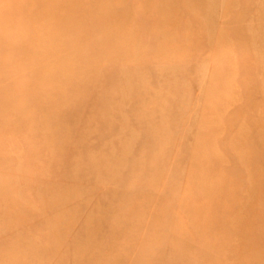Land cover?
<instances>
[{"label": "rangeland", "instance_id": "1", "mask_svg": "<svg viewBox=\"0 0 264 264\" xmlns=\"http://www.w3.org/2000/svg\"><path fill=\"white\" fill-rule=\"evenodd\" d=\"M263 124L264 0H0V264H264Z\"/></svg>", "mask_w": 264, "mask_h": 264}, {"label": "bare ground", "instance_id": "2", "mask_svg": "<svg viewBox=\"0 0 264 264\" xmlns=\"http://www.w3.org/2000/svg\"><path fill=\"white\" fill-rule=\"evenodd\" d=\"M259 1L261 2L262 0H259ZM263 125H264V124H263ZM256 126H257V125H256ZM256 126H255V127H256ZM259 126H260V125H259ZM261 126H262V125H261ZM255 127H253V129H254ZM261 129H262V127H261ZM263 129H264V128H263ZM262 132H263V131H262ZM259 183H260V182H259ZM256 185H257V184H256ZM256 185H255V187H257ZM258 186H261V185H258ZM255 187H254V188H255ZM261 189H262V188H261ZM263 190H264V189H263ZM256 191H258V190H256ZM263 192H264V191H263ZM254 194H256V193H254ZM254 242H255V241H254ZM252 243H253V242H252ZM254 244H255V243H254ZM244 245H245V244H244ZM247 245H248V244H247ZM245 246H246V245H245Z\"/></svg>", "mask_w": 264, "mask_h": 264}]
</instances>
